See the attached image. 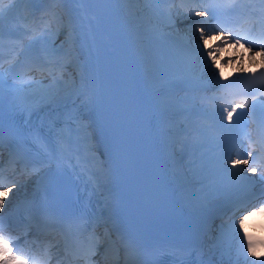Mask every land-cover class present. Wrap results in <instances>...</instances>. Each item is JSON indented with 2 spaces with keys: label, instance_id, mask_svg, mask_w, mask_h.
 Instances as JSON below:
<instances>
[{
  "label": "bare ground",
  "instance_id": "6f19581e",
  "mask_svg": "<svg viewBox=\"0 0 264 264\" xmlns=\"http://www.w3.org/2000/svg\"><path fill=\"white\" fill-rule=\"evenodd\" d=\"M13 1L14 0H4L5 6L13 4ZM177 1L182 4H187L188 2V0ZM25 2H32L28 5H33L41 3L42 0H25ZM43 2L45 4V9L39 13L41 16L33 8L35 12L32 18L33 22H36L38 19L40 20L42 17H45L47 20V15L51 12L53 7L59 10L55 0H44ZM66 3L72 5L74 8L77 7L75 0H66ZM118 3L123 13H126L125 20L130 28L129 42L132 53L144 72L146 84L153 95L154 106L157 111L162 114L164 122L163 128L166 130V134L171 139V142L174 143V145L176 144L178 149H184L180 151L181 154H185L189 152V150L178 142L179 138L183 136L184 133L177 127V122L183 120L185 111L175 110L170 107V105L166 104V102H169L172 98L173 92L180 91V93L188 95L191 94L190 91L192 88L206 81L217 82L219 80L243 75L249 68L264 63L260 62V57L264 56V54H262L261 51H255L249 54L247 50H244L240 45L236 46L228 42L227 44L220 45L221 50L217 53L215 62L209 61V64L212 66L210 68L205 67L203 62H199L200 55L195 49V42L199 40V32H196L195 29L200 26L197 22L201 21L203 17L195 16L194 13L191 16L185 15L186 13L182 11L166 14L161 12L163 14L161 17L156 20H151L146 24L142 21H138V18L132 16L136 7L133 5L134 0H118ZM19 5H21V3ZM192 23L197 24L190 27ZM42 29H47V32L42 34L45 35V38L44 40H40L38 46L43 50L50 49L49 53L53 58L65 56L64 54L55 52L58 46L54 45L52 40L48 37L50 29L49 24H46ZM201 47H203L202 43ZM73 54L69 57L74 58ZM47 60L49 61L50 58ZM71 69L75 73L78 72V68L74 64L71 65ZM58 72L61 73L62 70ZM71 79L72 78H64L65 86L60 88L59 93L53 100L56 102L63 101L66 98H73L79 93V88H75V79ZM46 96V91L41 89L36 98L37 102L40 100L41 103L45 102ZM201 99L203 100L204 97H201ZM184 104L188 106L186 98ZM195 139H197V137H195ZM186 159H189V157ZM173 163L175 173L179 180L188 184L186 188L188 205L203 209L204 207L212 206L209 202L213 204L216 201L223 200L225 194L222 192V189L214 186L210 187L207 184H199L200 180L203 178L199 176L202 167H200L198 171L186 173L187 176H185L183 174L185 172L183 171L182 163H180L179 159H173ZM15 184L17 187L14 188L9 194V197L5 199V205L11 203L9 207L15 203L17 193L21 194V192L26 191L27 178ZM206 189L208 190L205 191ZM212 189L214 193H218L216 196H213ZM198 198H202L200 204L196 202ZM5 208L8 207L4 206V209ZM240 220L238 222V230L242 228ZM218 247L221 253L214 255V257L221 264H226L230 257L229 253L232 251H229L227 246L218 245ZM241 251H243L242 254L236 253V255L233 256V260H237V264L255 262V256L250 255L247 248ZM254 251L256 254L259 253L257 249H254ZM220 255L222 256L221 258H219ZM242 255H246V258H243Z\"/></svg>",
  "mask_w": 264,
  "mask_h": 264
},
{
  "label": "snow or ice",
  "instance_id": "6c2138e0",
  "mask_svg": "<svg viewBox=\"0 0 264 264\" xmlns=\"http://www.w3.org/2000/svg\"><path fill=\"white\" fill-rule=\"evenodd\" d=\"M4 0H0V16L4 14V7H3ZM194 13L195 16L204 17L206 15H210L211 13L208 10L203 11H195V9H188V15L191 16ZM55 22L59 23L62 22V17H60ZM200 26H198L195 31L199 32V40L195 42V49L199 53L202 62L204 63L205 67L210 68L212 65L209 64V61L215 62L216 54L221 50V44H227L229 42V37L231 33L229 32L228 35H224V30L216 31L215 29H211L206 27V21H198L197 22ZM215 42V43H210ZM201 43L203 47H201ZM241 40L239 38L234 40L235 45H239ZM262 54H264V49H262ZM247 107V104H235L232 106L231 111L228 108L224 109L226 116L224 117L228 121H232L233 113L237 112V109H243ZM239 155V154H238ZM252 153H248V159H234L232 160V166L235 168L237 165H249L250 159L252 157ZM249 172L255 173L257 171L256 167H250L248 169ZM264 175V173H262ZM16 184H12L11 187L5 186V178L3 177L2 172H0V211L4 210L5 199L9 197V194L16 188ZM264 211V209H260ZM246 217H242L240 220L241 226H243V222ZM19 238L17 237V240ZM248 244L247 250L250 255L255 256L254 251V244L250 237H247ZM14 243L10 236H5L3 234L2 229H0V264H28V260H26L22 255L14 254L13 247L10 246ZM33 264H41L40 261L35 260ZM249 264H255V262H249ZM264 264V261L261 262Z\"/></svg>",
  "mask_w": 264,
  "mask_h": 264
},
{
  "label": "rangeland",
  "instance_id": "374dc122",
  "mask_svg": "<svg viewBox=\"0 0 264 264\" xmlns=\"http://www.w3.org/2000/svg\"><path fill=\"white\" fill-rule=\"evenodd\" d=\"M133 5L136 6L133 15H134V17L138 18V21H140L139 19H144V18H154L155 15L159 14V13H157L156 10H154L152 8V4L148 0H134ZM185 15H188V14L186 13ZM196 24L197 23H195V24L192 23L190 25V27H192L193 25H196ZM52 31H53V34H54V36L51 37L53 39V41H56V43L58 45H61V46H63L64 44L67 43V40H66V30L65 29L62 30L59 27L55 26V27L52 28ZM63 32H64V34H61ZM216 57H217V54H216ZM199 61L202 62L201 58H199ZM260 62H264V58H262V60ZM65 69L67 71L69 70L68 65L65 67ZM69 77L71 78L72 75H69ZM44 89L47 90V86H45ZM58 90H59L58 87H54V96L56 95V93L58 92ZM180 97H182L183 100L185 98L184 95H181ZM170 106L172 108L176 109V110H179V111L185 109V105L184 104H180V103H177V102H175L174 105H170ZM178 127L181 128L179 124H178ZM27 183L28 184L30 183V179L27 181ZM23 194H27V188H26V191L23 192ZM10 205H11V203L6 204L4 206L9 207Z\"/></svg>",
  "mask_w": 264,
  "mask_h": 264
}]
</instances>
